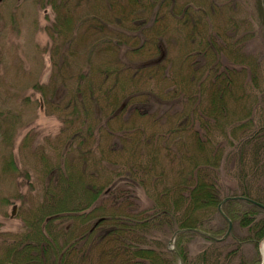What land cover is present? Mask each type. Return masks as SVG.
<instances>
[{
	"label": "trees",
	"instance_id": "16d2710c",
	"mask_svg": "<svg viewBox=\"0 0 264 264\" xmlns=\"http://www.w3.org/2000/svg\"><path fill=\"white\" fill-rule=\"evenodd\" d=\"M48 1L55 8V2ZM216 1L197 0L194 2L196 6L192 7L188 0L182 4H176L175 0H105V7L110 12L109 17L106 18L107 13L105 15L98 13L95 24L94 22L89 24L87 29H90L92 34L98 31L99 38L97 36L96 39L98 38L99 42L106 40L107 45L103 49H108L112 54L109 61L114 68L110 72H104V77L96 82L100 90V83L110 75L113 78L106 89L113 97L110 105L114 110L110 118L115 117L137 95L144 96L145 102L149 96L154 101L163 100L153 93V89L136 92L128 89L140 82L147 84V80L138 76L143 71L141 66L134 67L131 76L123 77V65L129 66L116 56V51L120 50L121 40L123 41L125 37L123 34L125 20L129 18L127 23L132 25L133 31H147L145 27L151 21L155 25L158 19L164 18L163 13L159 14L160 8L163 9L164 6L178 17L179 31L183 28L185 34L187 33L184 46L187 41L190 42V45L188 44L190 48L184 57L192 58L191 71L188 76L179 79L180 95L176 98L180 102V107L178 111H172L173 116L166 117L168 126L156 128L148 134L139 128H133L131 134L127 129H118V132L114 131L116 141L107 143L104 149L106 154L104 150L101 151L97 160L112 162L115 165L114 175L126 177L131 181L133 189H142L149 198L148 208L142 210L147 211L146 215L139 217L142 212L140 211L133 215L126 214L123 218L109 213L93 220L91 210L85 209L99 198L106 184L94 181L92 176L94 173H85L83 167L88 163V155H91L87 154L89 151L86 153L79 151L77 157H81L82 161L76 173L72 169L74 156L71 152H66L64 156L70 161L69 164H65L64 169L58 166L50 175L52 181L50 189H47L48 198L45 203L42 202L39 209L40 215L44 216L43 221L37 219L34 224L31 222L15 239H9L6 235V238L0 240V264H93V259L94 264H177L178 259L182 264H190L184 245L187 237L198 236L210 244L223 243L227 239L241 242V238L233 230L235 223L239 228L247 227L255 241L264 237V208L258 205H264V190L260 191L259 187L254 188L252 184L258 171L264 170V89H258V93L252 94L250 89L243 87V79L240 77L244 75L245 69L250 71V68L247 66L245 55L240 56L242 51L237 48L245 43L251 31L246 29L240 33L243 23L234 20L233 17L227 19L219 30L215 29L212 17L220 15L225 6L231 4L232 7L235 3L234 0H230L231 3L223 5L219 0ZM75 4L78 5L79 0H75ZM262 4L264 10V0ZM143 12L148 13V19L152 18L149 23L144 17L136 18L138 13L141 15ZM255 13L259 18L256 1ZM76 16L78 24L80 16ZM87 17L88 15L83 19ZM71 19L74 20L71 14L65 15L63 22L70 25ZM260 26L262 28L261 23ZM153 28L154 34H159L155 47L160 49L157 39H163L161 34L166 31V25L164 24L162 28L156 26ZM226 35L232 38L231 43L224 40ZM126 36L130 37L127 34ZM140 37L143 38V34ZM145 43H141L132 51L142 49ZM231 49L236 50L234 57L227 55ZM256 69L258 68L252 66L250 77L254 83L258 74ZM103 71L100 70L99 74L102 75ZM112 73L116 75L113 77ZM91 75H82V80L91 84L93 82ZM177 85L174 84L176 89ZM79 86L73 95L75 102L81 104L88 99L97 104L92 92L89 90V96H85L86 93ZM204 93L206 105L202 108L199 105L203 101ZM176 98L166 102L170 105V102L178 101ZM227 102H230V107ZM237 102L239 105L233 109ZM187 132L191 133L186 142L183 137ZM168 134L173 135L171 141L173 148L176 149L174 151L176 175L158 188L157 184L162 182L161 178L164 181L165 171L160 165L158 172L154 169L158 162V151L151 150L148 146L153 147L151 143L160 137L165 144L164 140L168 138ZM126 142L129 143V148H125ZM147 149L149 150L144 153L145 162H141L137 152L143 154ZM124 150L131 152L129 158L122 154ZM223 160L236 165V184L232 187H223L219 183L218 168ZM95 161L93 159V162ZM79 180L82 204H73V198H70L74 194L76 181ZM111 189L112 187H106L105 192H110ZM227 196L238 198L222 203L224 217L218 211L217 205ZM211 209H215L214 212L219 217L220 222L217 225L208 224L207 220H203L204 216L201 217ZM95 212L98 215L97 211ZM63 214H69L74 223L78 221V225L70 228L68 232L54 227V221ZM227 219L231 221L232 226L227 236L220 240L227 230ZM90 220H93L91 224ZM161 229H166L169 234L178 229L198 231L178 232L174 236V250L169 251L165 248H153L150 245L153 240L147 238L151 231ZM252 237L248 239L252 240ZM157 243L159 245L160 242ZM210 258L213 261L210 264H220L217 255H211ZM200 261L201 264H206L204 254ZM228 261L229 259L224 258L222 264H227ZM238 264H246V261Z\"/></svg>",
	"mask_w": 264,
	"mask_h": 264
},
{
	"label": "rangeland",
	"instance_id": "374dc122",
	"mask_svg": "<svg viewBox=\"0 0 264 264\" xmlns=\"http://www.w3.org/2000/svg\"><path fill=\"white\" fill-rule=\"evenodd\" d=\"M53 1L55 8L48 0H0V240L6 238V235L9 239H15L31 222L34 224L37 219L43 221L44 216L40 215L39 209L48 198L47 189H50L52 181L50 175L58 166L64 169V165L69 164L70 161L64 156L66 152H71L74 156L72 169L76 173L82 161L81 157H77L79 151H89L87 154L91 155H88V163L83 167L85 173H94V181L103 182L108 188L112 187L107 193L106 187H103L99 198L85 209L91 210L93 220L109 213L124 218L126 214L133 215L148 208L149 198L142 189H133L131 181L126 177L114 175L115 165L112 162L97 160L106 144L116 141L114 131L118 132V129H127L131 134L133 128H139L148 134L156 128L168 126L166 117L173 116L172 111H178L180 107L177 99L180 95L179 79L188 76L191 71L192 58L184 57L190 48L187 40L184 46L187 33L183 28L179 31L178 17L169 8H160L159 14L163 13L165 16L158 19L155 25L152 24V18L148 19L149 10L141 15L138 13L136 18L144 17L147 23L151 21L145 27L147 31H133L132 25L127 23L128 18L124 22L125 37L121 40L116 56L129 67L119 66L124 68V78L131 76L134 67L141 66L143 71L138 76L147 80V84L140 82L128 89L133 90L132 92L153 89V93L163 100L154 101L149 96L145 102L144 96L137 95L115 117L110 118L114 110L110 105L113 97L106 89L113 78L110 75L100 83V90L96 82L104 77V72H110L114 68L109 61L112 54L108 49H103L107 44L106 40L99 42V32L92 34L87 29L89 24H95L98 13H107L106 18L109 17L105 0H79L78 5L75 0ZM175 1L176 4H182L185 0ZM196 1L188 0L192 7L196 6ZM219 1L223 5L231 3L230 0ZM234 1L232 7L231 4L225 6L220 15L212 17V25L219 30L227 19L233 17L243 23L240 33L250 29L251 34L246 37L245 43L237 48L242 51L239 52L240 56L245 55L250 68V71L245 69L240 79H243L245 89H250L252 94L258 93V89H264V31L255 13V0ZM70 14L74 20L71 19L70 25H67L63 22V17ZM76 15L80 16L78 24ZM86 15L88 17L83 19ZM164 24L166 31L160 33L163 39H157L160 49H156L155 42L159 34H154L153 26L162 28ZM110 31L112 33V29ZM139 34H143V38ZM229 38L226 35L224 40L231 43L232 38ZM144 42L146 43L142 49L132 51ZM235 53L236 50L231 49L227 55L234 57ZM252 66L258 68L256 83L250 77ZM100 70H104L102 75L99 74ZM87 74H92L91 84L82 80V75ZM112 75L114 77L116 73ZM174 84H178L177 89ZM78 86L86 93L85 96H89L90 90L97 104L88 99L81 104L75 102L73 95ZM127 87L128 85L125 86ZM174 98L178 101H172L168 105L166 100ZM205 105L204 93L199 106L203 108ZM227 105L230 107V102ZM237 105L238 102L235 107L232 105L233 109ZM189 133L191 132L183 137L186 142ZM171 136L173 135L168 134L165 144L160 137L151 143L153 147L148 146L149 149L158 151V162L154 169L158 172L162 166L165 171L164 181L161 178L158 188L176 175V149L173 148ZM129 147L126 142L125 148ZM149 149L144 150L143 154L137 152L141 162H145L144 153ZM122 152L129 158V150ZM104 153L106 154L105 150ZM93 159L96 161L93 162ZM218 169V180L223 187L236 184V165L223 160ZM80 182L81 180L76 181L74 197L70 198H73V204H82ZM252 182L254 188L264 190V170L260 169ZM214 210L205 212L201 217L204 216L203 220H207L208 224L217 225L220 221ZM146 212L142 211L138 216L143 217ZM61 216L54 221L56 229L58 227L68 232L78 225V221L74 223L69 214ZM233 230L241 238V242L227 239L223 243L210 244L198 236L187 237L184 245L190 264H201L202 254L206 256V264L213 262L211 255H217L220 264L224 262V258L229 259L227 264H238L243 260L246 264H260L263 237L258 241L253 240L251 231L247 227L239 228L237 223ZM248 237H252V240ZM147 238L153 240L150 245L155 249L165 248L170 251L174 248L175 237L166 229L151 231ZM157 241L160 242L159 245ZM179 263L180 259L177 261Z\"/></svg>",
	"mask_w": 264,
	"mask_h": 264
},
{
	"label": "water",
	"instance_id": "95a60500",
	"mask_svg": "<svg viewBox=\"0 0 264 264\" xmlns=\"http://www.w3.org/2000/svg\"><path fill=\"white\" fill-rule=\"evenodd\" d=\"M256 1V9H257V13H258V17H259V20H260V23L262 25V28H263V31H264V10H263V4H262V0H255ZM234 198H238L237 196H227V197H224L220 203L217 205V209L218 211L222 214V216L225 217V215L222 213V210H221V205L224 201L226 200H229V199H234ZM260 207L264 208V205L262 204H258ZM227 222H228V227H227V230L224 234V236H226L228 234V232L230 231V228H231V222L230 220L227 219ZM182 230H189V229H178L176 231H174L173 233V236H175L178 232L182 231ZM193 230V229H192ZM194 231H198L197 229H195ZM223 236V237H224ZM222 237V238H223ZM264 239V238H263ZM172 250H174V248H172ZM181 264V263H179ZM260 264H264V254L262 256V261Z\"/></svg>",
	"mask_w": 264,
	"mask_h": 264
},
{
	"label": "bare ground",
	"instance_id": "6f19581e",
	"mask_svg": "<svg viewBox=\"0 0 264 264\" xmlns=\"http://www.w3.org/2000/svg\"><path fill=\"white\" fill-rule=\"evenodd\" d=\"M220 203V202H219ZM262 254H264V245H262Z\"/></svg>",
	"mask_w": 264,
	"mask_h": 264
},
{
	"label": "flooded vegetation",
	"instance_id": "af4514ba",
	"mask_svg": "<svg viewBox=\"0 0 264 264\" xmlns=\"http://www.w3.org/2000/svg\"><path fill=\"white\" fill-rule=\"evenodd\" d=\"M226 236H227V235H226ZM226 236H225V237H226Z\"/></svg>",
	"mask_w": 264,
	"mask_h": 264
}]
</instances>
